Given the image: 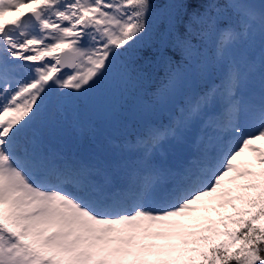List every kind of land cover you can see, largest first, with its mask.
Here are the masks:
<instances>
[{"label": "snow or ice", "instance_id": "1", "mask_svg": "<svg viewBox=\"0 0 264 264\" xmlns=\"http://www.w3.org/2000/svg\"><path fill=\"white\" fill-rule=\"evenodd\" d=\"M160 71L165 94L205 86L138 150L54 146ZM0 264H264V0H0Z\"/></svg>", "mask_w": 264, "mask_h": 264}, {"label": "rangeland", "instance_id": "2", "mask_svg": "<svg viewBox=\"0 0 264 264\" xmlns=\"http://www.w3.org/2000/svg\"><path fill=\"white\" fill-rule=\"evenodd\" d=\"M245 52L242 46L235 49L237 56ZM219 76V71H213L210 79L217 80ZM149 82H152L151 78ZM200 82L205 84L204 80L190 71L175 93L165 94L162 89L154 99L146 97L147 85L144 81L140 87L135 84L128 88L110 83L103 90L94 93L89 101L79 108L78 113L66 118L67 123L62 125L63 130L53 141L54 146L64 152L75 153L82 151L86 143L99 142L111 149L128 146L138 150L136 141L144 129L150 125L167 124L178 113L181 102L200 89ZM134 93L137 95L133 96ZM82 107L85 108V116L80 115ZM195 140L196 130L191 129L185 134L182 142L172 140L165 143L158 154L159 158L167 163H177L194 147Z\"/></svg>", "mask_w": 264, "mask_h": 264}, {"label": "trees", "instance_id": "3", "mask_svg": "<svg viewBox=\"0 0 264 264\" xmlns=\"http://www.w3.org/2000/svg\"><path fill=\"white\" fill-rule=\"evenodd\" d=\"M154 80H153V83H150L149 82V79H146V80H144V82L146 83V87H145V91H146V93H145V95H146V97H152L151 99H154V97H155V95L157 94V93H160L161 91H162V83H163V81H164V71H160V73H159V75H152L151 76ZM147 82H148V84H147ZM142 83V82H141ZM141 83H138L139 84V87H140V84ZM204 83H199V86H200V88H202V87H204L205 86V84L203 85ZM139 89V88H138ZM134 95H137L136 93H134L133 94V96Z\"/></svg>", "mask_w": 264, "mask_h": 264}, {"label": "water", "instance_id": "4", "mask_svg": "<svg viewBox=\"0 0 264 264\" xmlns=\"http://www.w3.org/2000/svg\"><path fill=\"white\" fill-rule=\"evenodd\" d=\"M84 110V109H83Z\"/></svg>", "mask_w": 264, "mask_h": 264}]
</instances>
